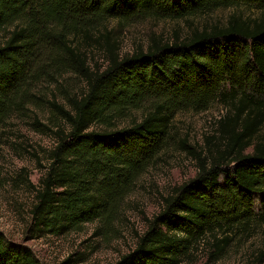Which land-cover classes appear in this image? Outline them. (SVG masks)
<instances>
[{"label":"trees","instance_id":"trees-1","mask_svg":"<svg viewBox=\"0 0 264 264\" xmlns=\"http://www.w3.org/2000/svg\"><path fill=\"white\" fill-rule=\"evenodd\" d=\"M249 6L222 25L152 39L119 55L108 24L180 19ZM0 133L13 115L44 105L47 122L32 125L54 140L34 188L27 237L56 236L106 220L155 155L170 141L177 112L228 104L217 121L224 149L197 160L196 175L164 197L135 246L114 264H180L194 243L264 217V0H0ZM83 43L105 52L91 67ZM68 74L83 88L62 87V101L33 92ZM139 112L138 115L135 113ZM121 121H126L120 126ZM99 125V129L94 127ZM85 259L70 255L63 264ZM0 264H42L0 233Z\"/></svg>","mask_w":264,"mask_h":264},{"label":"rangeland","instance_id":"rangeland-1","mask_svg":"<svg viewBox=\"0 0 264 264\" xmlns=\"http://www.w3.org/2000/svg\"><path fill=\"white\" fill-rule=\"evenodd\" d=\"M232 13L250 18L257 15L249 6L241 5L180 19L147 18L124 25L112 20L108 29L113 40H117L119 55H124L145 48L153 38L163 41L173 39L175 34L182 37L192 29L222 25ZM5 32L0 29V43ZM83 48L92 68L105 67L107 55L102 49L85 43ZM57 82L60 85L40 81L33 92L61 102L63 86L72 92L83 88L80 78L68 74ZM227 109L228 104L219 100L202 111L177 112L171 122L168 145L135 178L106 220L85 222L60 236L42 232L30 238L26 229L34 203L33 186L44 174L48 151L54 145L50 133H40L32 125L34 118L47 122L49 112L44 105H31V112L26 116L13 115L0 133V233L8 243H22L42 264H63L70 255L85 259L75 264H114L134 248L148 220L162 208L164 197L196 175L197 160L189 151L204 157L209 151L224 149L217 121ZM125 124L126 121L120 122V126ZM255 212L249 224L215 232L218 241L229 238L224 247L220 248L222 242H217L213 234H205L182 256L180 264H264V217L257 213L258 209Z\"/></svg>","mask_w":264,"mask_h":264}]
</instances>
